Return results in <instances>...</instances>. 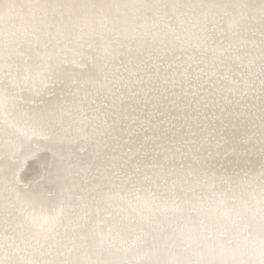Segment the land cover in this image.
Instances as JSON below:
<instances>
[{
  "label": "snow or ice",
  "instance_id": "6c2138e0",
  "mask_svg": "<svg viewBox=\"0 0 264 264\" xmlns=\"http://www.w3.org/2000/svg\"><path fill=\"white\" fill-rule=\"evenodd\" d=\"M112 7L119 6L103 3L24 4L16 3L15 0H0V185L5 192L11 194L5 199V217L11 216L14 212L16 214L14 218L19 220L15 228L24 229L20 233L23 246L16 243L15 236L5 235L0 238L3 241L0 243V264H264V162L261 163L258 175H254L247 184L249 189L247 196L242 195L231 201L222 199L217 202L216 207L201 204L207 222L201 219L198 227L193 226L180 236L173 232L162 244L156 240L149 243L140 237L127 239L125 233L131 232V228L116 220H104L101 222L102 226L94 224L92 215L86 211L89 204L85 197L79 195V191H73L78 180L79 190L86 191L84 181L78 176H70V166L63 162L62 156L58 161V152L55 147L49 148V145L63 146L66 143L70 144L73 139L80 138L87 140L88 129L91 128L95 133L99 127L101 108L86 106L85 95L79 101H73L71 108L65 107L64 104L55 106V111L59 112L57 119L54 118L52 107L26 108L31 99L26 94L39 92L38 84L46 86L50 82L54 85L73 79L65 67L69 53L75 58L84 46L91 47L97 37L104 38L105 34L98 31L92 21L97 17L103 21L107 10ZM162 7L166 8L169 5ZM172 7L175 8L177 5ZM179 7L222 10L223 15L230 18L229 27L244 26L253 33L258 31L261 76L264 77V0L191 4ZM64 8L87 10L88 31L74 34V28L65 25L61 16L55 35L53 36L51 31L46 33L48 39H55L56 47L51 53L45 51L40 55V37L37 35L39 29L35 25L31 32L26 29L13 30L12 21L21 18L25 9L34 20L37 19L33 15L34 11H41L43 16L40 19L43 20L49 17V10L55 12ZM229 9L236 10L235 14L228 11ZM200 18L203 20L202 28L205 31L209 23H216V17L208 13H201ZM51 19L55 22L56 17L53 16ZM51 27L52 24H48V28ZM34 43L36 45L34 62L30 64L28 61L18 59L25 46L29 59H33L31 53L34 50ZM136 75L138 76V73ZM132 83L142 84L143 81L138 79ZM259 99L260 139L261 147L264 148V78L261 79ZM103 116L106 123L108 113L104 112ZM101 135L112 136L115 142V135L107 129ZM203 147L199 141H186V151L182 157L189 156L193 163L199 160L203 166L206 163V160L200 158ZM41 149L52 151V163L45 165L42 171L37 170L28 183H22L21 173L24 165ZM155 167L159 169V174L154 173L152 177L146 174L128 176L127 173L123 176L115 173L114 176L116 179L131 183L142 175L144 181L150 182L155 179L157 183L163 181L165 186L170 184L176 195L172 200L164 202L165 209L186 212L185 205L188 202L181 198L179 190L185 184L196 182L198 169L191 163L187 167L182 163L175 166L167 163L157 164ZM99 179L111 180L112 176L92 177L93 181ZM101 188L100 183L93 185L95 195L91 204L97 212L112 198L109 194L103 193ZM136 198L141 199L139 196ZM144 203L146 207L149 203L153 206L155 204L154 199L150 202L147 197L144 198ZM153 210L154 207L149 208V211ZM5 223L9 228H13L7 219ZM131 223L134 224L135 221ZM62 225L65 227L64 235L69 245L67 256L58 260L37 259V249L43 248L44 245L35 237L42 235L47 241ZM240 225H243V233L238 231ZM104 227L107 228V233ZM27 233L32 235L26 238ZM33 240L34 243L30 242ZM89 240H92L95 247L97 256L95 259L88 252ZM117 240L120 242L119 248H116ZM177 241L182 246L179 253L172 251L178 246ZM81 249L85 250L83 256L80 255ZM103 250H107L111 258H100Z\"/></svg>",
  "mask_w": 264,
  "mask_h": 264
},
{
  "label": "bare ground",
  "instance_id": "6f19581e",
  "mask_svg": "<svg viewBox=\"0 0 264 264\" xmlns=\"http://www.w3.org/2000/svg\"><path fill=\"white\" fill-rule=\"evenodd\" d=\"M136 26L138 24L128 25L126 23L121 29L125 30L128 27L134 29L133 27ZM256 42L260 44V38ZM244 45L241 41L214 43L204 47L188 43L179 47L174 53H186V50L194 49L219 53L228 46L239 48L244 47ZM162 54L168 57L173 52L165 51ZM114 69L112 75H105L106 77L102 81L103 85L101 84L96 90L84 89L64 100L60 99L51 104L54 109V118L57 119L59 112L55 111V106L64 104L65 107L71 108L73 101H79L85 95H87L86 106L93 108L99 106L101 108V120L98 122L99 127L95 132L96 135L91 128L88 129L89 138H95L96 142H85L82 146L85 145L86 152L82 153L79 150V144L73 142L63 146L49 145L51 148L55 147L58 152L57 160L59 161L62 156L63 162L70 166V176H78L84 181L86 191L79 190L80 180L77 181V186L73 188V191H79V195L85 197L89 204L86 211L92 215L94 224L102 226L103 210L111 204L107 200L99 212L92 206V197L95 195L93 185L95 183H112L113 190L117 194L127 196L132 194L144 195L150 191L160 206H164V202L172 200L176 193L166 189L171 188L170 184L164 185L165 188H162L155 182V179L150 182L144 181L142 175L138 180L131 183L116 179L114 176L115 173H120L122 176L127 173L128 176L146 174L152 177L154 173L159 174V169L155 167L157 164L167 163L175 166L182 163L183 166L187 167L191 163L194 168L198 169L196 182L183 185L179 190L182 199L188 202H196V205L200 207V214L193 222L197 227L201 219H205L207 222V216L203 212L201 204L206 207H216L217 202L222 199L231 201L233 198H239L242 195L247 196L249 191L247 184L254 175H258L261 163L264 162L259 118L260 87L261 79L264 78L261 76L260 55L252 60H244L241 65L232 63L222 67L217 64L198 65L193 63L183 69L173 71L169 70L170 68L162 59L156 58L148 66L149 71L142 75L138 74L137 76L132 71H124L133 81L142 80V84H131L121 79L116 73L124 68L117 66ZM68 87L67 84L60 86L61 89ZM109 88L111 92H109ZM156 88H161V96L165 95L163 94L165 91L172 89L173 93L168 92L172 96L170 101L167 102V99L158 97L155 94ZM140 92H146L144 100L140 99ZM142 102H145V118L139 120L133 109ZM105 105L107 107H104ZM188 106L190 109L187 110ZM168 107L175 113L165 111ZM184 110L185 112H183ZM104 112L108 113L106 123L103 116ZM172 115L177 116L172 117ZM126 120L128 121L127 124ZM190 123L192 124L190 125ZM123 124H125V131L122 130L120 133ZM185 125H188L189 129L183 128ZM106 129L116 134L115 142L110 140V136L101 135ZM138 129L144 131H140L142 136L138 139L130 137V134ZM152 129L153 131H150ZM188 130H192V132L189 133ZM209 136L219 138L222 145L217 147L213 138V140L204 142V138ZM173 137L178 143H183L184 140L199 141L204 146L200 152V158L206 160V163L201 166L199 160L193 163L189 156L182 157L186 151L184 148L168 149L166 144L169 138ZM103 145H107L108 148ZM136 145L139 147L136 148ZM234 147L236 148L235 151L233 150ZM119 150L124 151L128 158L119 157L117 155ZM144 165H149V168ZM97 169L99 173H97ZM93 176H112V179L93 181ZM69 187H72L71 181ZM171 190L173 191L172 188ZM10 195L0 185V238L5 235L15 236L16 243L21 244L20 233L24 229L15 228V225L19 223V220L14 218L16 214L13 212L8 217L4 215L5 199ZM130 209L131 206H124L123 208L125 211ZM112 212L114 213L112 216L116 215L117 209H113ZM156 216H158L157 212L142 223L141 228L147 237V242L151 243L157 239L163 240L173 232L181 235L183 230L173 231L168 225L157 223ZM110 218L107 217L106 220ZM6 219L13 225V228L8 227V224L5 223ZM6 229H8L7 232ZM238 231L240 233L244 231L243 225L239 226ZM64 232L65 227L62 225L57 228L55 233H52L47 241L42 235H37L35 239H38L44 247L37 249L36 258L45 260L65 258L68 254L69 245ZM31 235V233H27L26 238ZM2 242L0 240V243ZM30 242L34 243L35 241ZM88 243L90 245L89 255L94 259L97 258L92 240H89ZM21 246L23 245L21 244ZM84 251V249L80 250L81 256H83ZM75 254L73 253V255ZM100 258L108 259L111 257L103 251Z\"/></svg>",
  "mask_w": 264,
  "mask_h": 264
},
{
  "label": "rangeland",
  "instance_id": "374dc122",
  "mask_svg": "<svg viewBox=\"0 0 264 264\" xmlns=\"http://www.w3.org/2000/svg\"><path fill=\"white\" fill-rule=\"evenodd\" d=\"M15 2L24 4L58 3L71 5L103 3L119 6L107 10L106 18L103 21L98 17L92 21L97 30L105 34L103 39L97 37L95 41L92 42L91 47L84 46L80 49L79 54L76 55L75 58L69 53L68 63L65 67L67 71L72 74L73 79H69L62 83L57 82L54 85L50 82L46 86H40L38 84L37 86L40 88L39 92L26 94L31 97L26 108H49L54 101L60 99L64 100L84 89L96 90L103 83L102 81L105 79V75H112V71H114V68H117V66L126 70L120 69L115 73L118 74L121 79L134 84L132 83L133 79L129 78L124 71H132L142 75L149 71L148 66L156 58L162 59L163 62L168 65V68H170L169 70L173 71L175 69H183L185 66L192 65L193 63L198 65L217 64L222 67L232 63L241 65L244 60H252L260 55V44L256 42V40L260 38L258 31L253 33L244 26L229 27L230 18L223 15L222 10L179 7L180 5L191 4L240 3L244 2V0H15ZM145 5H156L158 7H144ZM163 5H169V7H162ZM172 5H177V7L174 8ZM228 11L234 14L236 12V10L233 9H229ZM201 13H208L216 17V23H209L206 31L202 28L203 20L200 18ZM33 15H35L37 19L34 20L32 15L28 13V10L25 9L24 15L21 18L14 19L12 25L15 31L26 29L31 32L34 25L39 29L37 35L40 37V55H43L45 51L51 53L55 50V39H48L46 33L51 31L53 36L55 35L57 25L61 22V16L63 17V23L65 25L74 28V34L80 33L81 31L86 33L88 31L89 14L88 11L84 9L64 8L55 12L49 10V17L43 20L40 19L43 16L41 11L35 10ZM53 16L56 17L55 22L51 19ZM126 23L128 25L138 24V26L133 27L134 29H130L129 27L125 30L121 29ZM48 24H52V27L48 28ZM101 25L103 26L101 27ZM229 41H241L245 45L239 48L228 46L219 53L216 51L205 52L198 49L186 50V53H174L179 47H183L188 43L204 47L214 43ZM46 44L47 48H45ZM35 48L36 45L34 43V50L31 53L33 59H29L27 46H25V50L20 53L18 59L28 61L30 64L33 63L36 56ZM165 51H172L173 54L166 57L162 54V52ZM66 84L69 86L67 89L60 88V86ZM168 92L173 93V90L170 89V91H165L163 93L165 95L161 96V88L155 89V94L158 97L167 99V102H169L172 97ZM145 95L146 92H140V99L144 100L146 98ZM144 106L145 102H142L133 109L139 120L145 118ZM189 107L190 106H188L187 110L190 109ZM165 111L168 113L174 112V110H170L169 107L166 108ZM183 112H185V110ZM176 116L177 115H172V117ZM125 122L127 124L128 121L126 120ZM192 123H190V125H194V122ZM121 127H123V129L120 128V133L122 130L123 132L125 131V124L121 125ZM187 127L188 125H185L183 128L187 130L189 129V127ZM139 129L130 134V137L135 139L140 138L142 136L140 133L144 131ZM150 131H153V129ZM188 131L189 133L192 132V130ZM113 134L116 139V134ZM212 138L216 146L222 145L221 140L217 137H205L204 142L213 140ZM110 140L113 141L112 136H110ZM186 141L188 140H184L183 143H178L175 137L169 138L166 147L168 149L174 148V150L179 148L185 149ZM72 142L79 144V150L84 153L86 152V148H84L85 145L84 147L82 145L85 144V142L95 143L96 141L95 138L91 137L87 140L83 138L73 139ZM115 145L117 147V144ZM138 145L140 146V144ZM138 145L135 147L138 148ZM103 146L108 148L107 145ZM116 147L114 146V148ZM49 148L51 147L49 146ZM117 155L124 159L128 158L124 151L121 152L119 150ZM52 160V151L43 149L38 151L35 157L29 158L24 165V170L21 173L22 183H28L37 170L42 171L45 165H50L52 163ZM144 166L149 168V165ZM157 184L165 188L163 181ZM166 189L170 192H174L171 188ZM101 191L112 197L109 200L111 204L103 210L104 214H102V220L104 221L107 217H111L108 221L116 220L128 225L131 228V232L125 233L127 239L140 237L142 240L146 241L147 237H145L143 229L141 228L142 223L145 219L153 217L155 212L158 213V216L155 218L157 223H164L173 231L183 230L182 233L195 226L193 222L200 214V207L193 201H187L188 203L185 205L187 211L183 213L165 209L164 206H160L154 194L150 191L144 195L132 194L127 196L125 194H117V192L113 190V184L107 182L102 184ZM137 196L141 197V199L137 200ZM145 197H147L150 202L154 199V206L152 203H149L146 207L144 203ZM124 206H131V209L125 211L123 210ZM153 207L154 210L149 211V208ZM113 209H117L116 215L114 216H112V214H114L112 212ZM131 221H135V223L133 224ZM104 231L107 233L106 227H104ZM172 234L173 233H170V235ZM175 234L180 236V234ZM163 240L157 239L156 241L162 244ZM177 244L178 246L172 249L173 252L181 251L182 246L179 245V241H177ZM119 247L120 242L117 240L116 248ZM169 247H171V244H169ZM103 251L108 255L107 250ZM118 255H122V253H118Z\"/></svg>",
  "mask_w": 264,
  "mask_h": 264
}]
</instances>
